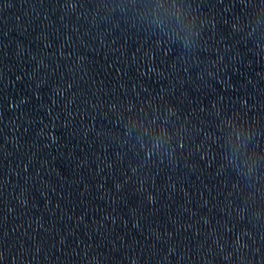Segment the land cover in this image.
I'll use <instances>...</instances> for the list:
<instances>
[{
	"label": "water",
	"instance_id": "water-1",
	"mask_svg": "<svg viewBox=\"0 0 264 264\" xmlns=\"http://www.w3.org/2000/svg\"><path fill=\"white\" fill-rule=\"evenodd\" d=\"M0 264H264V0H0Z\"/></svg>",
	"mask_w": 264,
	"mask_h": 264
}]
</instances>
